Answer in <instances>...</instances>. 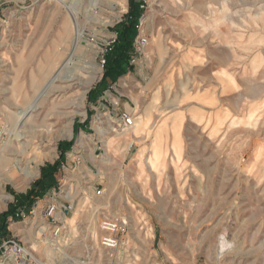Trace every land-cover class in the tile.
<instances>
[{
  "label": "rangeland",
  "instance_id": "374dc122",
  "mask_svg": "<svg viewBox=\"0 0 264 264\" xmlns=\"http://www.w3.org/2000/svg\"><path fill=\"white\" fill-rule=\"evenodd\" d=\"M66 2L84 29L79 73L40 97L68 12L0 0V223L72 142L57 186L19 206L2 238L34 264H264V0H144L148 45L99 103L103 56L131 0ZM124 114L137 126L126 139ZM115 218L127 231L109 251L102 226Z\"/></svg>",
  "mask_w": 264,
  "mask_h": 264
},
{
  "label": "trees",
  "instance_id": "16d2710c",
  "mask_svg": "<svg viewBox=\"0 0 264 264\" xmlns=\"http://www.w3.org/2000/svg\"><path fill=\"white\" fill-rule=\"evenodd\" d=\"M144 0H131V7L129 13L124 17V20L115 27L117 39L106 52L105 65L106 73L101 83L107 79H111L112 83H116L122 76L127 75L134 70L131 63L135 56V40L139 35V25L144 14ZM93 91L90 93V100ZM72 142L60 146L61 158L55 165H48L42 168L41 178L31 188V190L22 197V204L17 200V205L10 207L9 211L1 215L2 222L0 223V243L5 240L3 235L7 234V222L10 216L16 217V211L20 207H25L29 210L34 204L35 200L40 197L43 198L53 188L57 186L56 174L59 170L60 163L65 158V152L70 149ZM5 237V236H4Z\"/></svg>",
  "mask_w": 264,
  "mask_h": 264
},
{
  "label": "bare ground",
  "instance_id": "6f19581e",
  "mask_svg": "<svg viewBox=\"0 0 264 264\" xmlns=\"http://www.w3.org/2000/svg\"><path fill=\"white\" fill-rule=\"evenodd\" d=\"M55 1L68 12V16L63 25V36L61 37V41L63 43L62 51L54 53L53 58H51V60L49 61L48 69L41 68V73H45V84L41 87L42 91L40 97L48 96L53 91L57 90L59 88L55 86L57 80L70 79L73 78L77 73H79V67L75 63V59L80 58L84 51V48H82V42L84 40V29L81 27L82 25H80L78 21V13L76 7H70L67 4L66 0ZM97 1L98 0H94L95 3H97ZM59 62L61 63L60 66L57 65L59 64ZM91 81L92 80L89 79L87 82ZM51 109L54 110L53 113L55 112L56 115V120L53 124L56 125L55 128L59 129V133H68L70 130V118L67 116L66 113H60L58 109V104L56 103H52ZM27 111L21 116L19 122H14V125H19L20 121H23L26 118V115L29 113H27ZM60 114L63 115L64 118H59ZM136 128L137 126L134 123L131 128L125 129L123 130V133H118L117 135L118 137L126 139V135L128 133L130 134V130L132 129L131 131H135ZM131 146L132 145L130 143L129 148ZM43 154V152H40V155ZM42 232H44V230Z\"/></svg>",
  "mask_w": 264,
  "mask_h": 264
},
{
  "label": "built area",
  "instance_id": "2783aa9c",
  "mask_svg": "<svg viewBox=\"0 0 264 264\" xmlns=\"http://www.w3.org/2000/svg\"><path fill=\"white\" fill-rule=\"evenodd\" d=\"M141 8H144L142 6ZM141 23V22H140ZM140 29V25H139ZM115 43V41H113ZM148 45V39L144 36H138L135 40V56L133 57L131 63H136V58L138 55H141L143 49ZM105 58L103 56L102 65H105ZM122 123L124 129H129L134 124V119L128 115L124 114L122 117ZM57 210L55 205H52L48 208V214L53 216ZM68 211V210H67ZM102 229L104 235L101 237V245L106 250L114 251L119 248L121 244V236L124 235L127 231V224L119 218L112 220H107L103 222ZM61 233L60 227H57L55 230V236H58ZM12 257L16 264H34V260L31 254L26 250V248L21 244V242L15 238H9L3 240L0 243V261L2 258Z\"/></svg>",
  "mask_w": 264,
  "mask_h": 264
},
{
  "label": "crops",
  "instance_id": "0c3cea01",
  "mask_svg": "<svg viewBox=\"0 0 264 264\" xmlns=\"http://www.w3.org/2000/svg\"><path fill=\"white\" fill-rule=\"evenodd\" d=\"M110 86L108 85V84H106L105 82L104 83H101L100 84V86H98V88L95 90V92H94V94L93 95H95L94 97H92L93 98V100H95V101H98V103L100 102V101H102L103 99H104V97H103V95H107L106 93V91H107V89L109 88ZM143 121H145L146 123H148V122H150V116H146V117H144L143 119H142ZM150 124V123H149Z\"/></svg>",
  "mask_w": 264,
  "mask_h": 264
}]
</instances>
